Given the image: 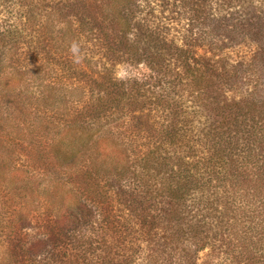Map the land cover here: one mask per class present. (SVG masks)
<instances>
[{
  "label": "trees",
  "instance_id": "1",
  "mask_svg": "<svg viewBox=\"0 0 264 264\" xmlns=\"http://www.w3.org/2000/svg\"><path fill=\"white\" fill-rule=\"evenodd\" d=\"M263 21L264 0H0V89L49 69L39 84L45 163L83 170L65 178L79 191H53L40 226L20 220L4 263L264 264V160L248 168L238 145L264 144V96L234 94L242 64L219 59L235 29L264 51ZM59 38L68 50L93 43L99 62L143 63L148 75L119 80L105 64L89 74L53 49ZM61 76L71 86L56 89ZM73 93L81 109L54 121ZM188 99L204 110L200 128L189 126Z\"/></svg>",
  "mask_w": 264,
  "mask_h": 264
},
{
  "label": "rangeland",
  "instance_id": "2",
  "mask_svg": "<svg viewBox=\"0 0 264 264\" xmlns=\"http://www.w3.org/2000/svg\"><path fill=\"white\" fill-rule=\"evenodd\" d=\"M60 28L64 29V26L61 25ZM174 28L179 32L177 36L182 37L184 32L181 30V25L176 24ZM235 30L232 39L223 43L219 59L224 60L223 65L227 68L242 64L239 67V77L245 76L246 78L235 84L237 93L234 94L240 96L250 91H255L257 97L262 98L264 96V51H261L256 45L254 48L251 47L252 44L250 43L252 42L249 36L244 39L239 35L240 29ZM242 30L246 31V29ZM261 34L264 37V31ZM62 36L63 34L61 33V36L58 37L62 38ZM228 36L231 37V34L228 33ZM129 38L131 39L130 35ZM75 46V51L73 49H64L60 38L59 42L52 45L53 49L58 48V52L67 51L75 61L81 62L84 66H89L90 68L88 67L87 71L89 74L103 71L102 68L105 64L106 68H112L113 74L119 80L148 75V70L143 63L134 66L123 61L124 59L121 58V60L112 62V64L106 63L104 59L99 62L100 55L96 53V47L93 46V43L87 42L84 39H79ZM255 51H257L256 54ZM199 52L201 53L202 51L200 50ZM31 64L35 67L34 70H36L37 63H33L32 61ZM47 70L49 69L46 68L45 72ZM45 72H39L37 75L36 73L33 74V77L36 78L35 80L25 78L15 83L16 87L13 90H7L6 92L2 88L0 89L2 91L1 94H6V96H0V264H7L4 261L7 260L8 238L14 231L20 230V220L33 222L32 225L34 226L32 228L36 225L40 226L42 218L39 216L47 208L53 206V203L55 204L56 199L54 197L51 198L54 190L63 191V193L70 189L72 191L80 190L78 183L71 184L65 179L68 178V175H80L83 171L80 166L76 165V169L73 171L65 168L55 170L48 162L45 163V161H48L46 159V151L48 150L46 120L48 112L44 106L42 87H39L41 81L44 83L51 80L50 76H45ZM65 84L71 86L62 77L58 80L56 89H63ZM76 86V89H79V86ZM81 91L90 99L89 92L86 90ZM74 94H71V99H68L66 104H62L63 111L60 114L63 115L61 118L59 116V106H55L58 113L57 119L54 121L61 123L66 120H72L74 113L66 115L64 111L66 107L75 106L77 109H81L83 101L80 100L78 104L74 103L76 99V95L74 96ZM183 96L185 97V94ZM188 100L189 102H187L188 104L185 105V108L187 113H189V126L190 128H200L205 117L204 110L192 105V101ZM259 109L263 115L264 110L262 108ZM193 110L197 112L194 115L192 113ZM152 116V113H150L149 118ZM122 121H118L121 129L125 128ZM141 122L144 128L149 126L147 124L148 120L142 119ZM111 127L113 128L112 125H109L107 129ZM112 131L114 134L117 133L115 128ZM122 131L127 133L126 136H133L136 132L129 128ZM253 140L255 139L253 138ZM139 142L143 145L141 146L143 152L148 150L145 147L146 145L152 144L147 138L139 140ZM238 145L243 149L249 161L248 168L252 166V163L255 167L261 165V162L264 160L263 143L260 145L256 143L247 145L244 141L239 140ZM161 171L164 172V175H167L163 169ZM101 184L103 183L101 182L100 186ZM234 189H237L236 186ZM81 197H83L82 200L86 201V203H88V200H91L90 198L86 200L83 195ZM34 217L39 218L34 219ZM32 231L27 230L26 232L33 234L35 231ZM243 231L239 228L238 233Z\"/></svg>",
  "mask_w": 264,
  "mask_h": 264
},
{
  "label": "clouds",
  "instance_id": "3",
  "mask_svg": "<svg viewBox=\"0 0 264 264\" xmlns=\"http://www.w3.org/2000/svg\"><path fill=\"white\" fill-rule=\"evenodd\" d=\"M75 49H76V46H75V45H73V50L75 51Z\"/></svg>",
  "mask_w": 264,
  "mask_h": 264
}]
</instances>
